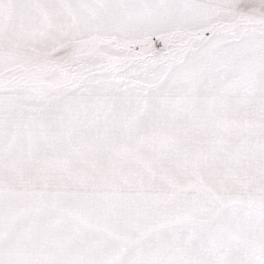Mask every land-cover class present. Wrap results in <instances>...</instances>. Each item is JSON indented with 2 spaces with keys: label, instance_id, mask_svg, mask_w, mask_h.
Wrapping results in <instances>:
<instances>
[{
  "label": "snow or ice",
  "instance_id": "obj_1",
  "mask_svg": "<svg viewBox=\"0 0 264 264\" xmlns=\"http://www.w3.org/2000/svg\"><path fill=\"white\" fill-rule=\"evenodd\" d=\"M0 264H264V0H0Z\"/></svg>",
  "mask_w": 264,
  "mask_h": 264
}]
</instances>
